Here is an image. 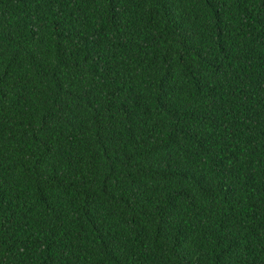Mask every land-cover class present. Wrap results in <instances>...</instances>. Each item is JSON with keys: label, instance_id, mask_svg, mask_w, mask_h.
Instances as JSON below:
<instances>
[{"label": "trees", "instance_id": "trees-1", "mask_svg": "<svg viewBox=\"0 0 264 264\" xmlns=\"http://www.w3.org/2000/svg\"><path fill=\"white\" fill-rule=\"evenodd\" d=\"M0 264H264V0H0Z\"/></svg>", "mask_w": 264, "mask_h": 264}]
</instances>
